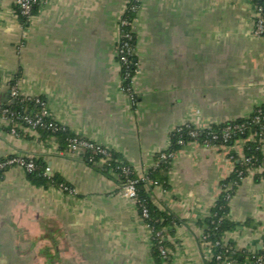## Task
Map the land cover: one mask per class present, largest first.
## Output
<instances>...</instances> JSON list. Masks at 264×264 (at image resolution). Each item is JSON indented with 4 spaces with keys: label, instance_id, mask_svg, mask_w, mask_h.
<instances>
[{
    "label": "crops",
    "instance_id": "obj_1",
    "mask_svg": "<svg viewBox=\"0 0 264 264\" xmlns=\"http://www.w3.org/2000/svg\"><path fill=\"white\" fill-rule=\"evenodd\" d=\"M16 1L0 0V106L14 104L13 86L41 97L57 122L117 153L139 177L178 126L247 117L264 104V37L255 33L253 0H141L133 93L123 89L117 58L131 0H39L27 23ZM5 124L0 161L40 157L70 190L34 185L17 165L4 171L0 264H206L214 256L199 221L235 168L231 152L243 156V140L231 147L190 141L175 152L168 186L149 182L153 205L179 220L157 261L151 230L114 171L103 173L55 136L22 127L13 135ZM255 172L229 202L237 225L222 240L246 255L232 264H255L250 255L264 250V178Z\"/></svg>",
    "mask_w": 264,
    "mask_h": 264
},
{
    "label": "trees",
    "instance_id": "obj_2",
    "mask_svg": "<svg viewBox=\"0 0 264 264\" xmlns=\"http://www.w3.org/2000/svg\"><path fill=\"white\" fill-rule=\"evenodd\" d=\"M256 8L258 6L263 7L262 15L264 16V0H253ZM39 0L35 7L33 8L31 14H35L39 7ZM141 0H131L123 15L121 16V20L127 21L126 25L121 27V40L120 43L123 44L125 41L129 43L131 48L133 49V54L130 56V64L128 67L130 77H133L136 73V63H135V54L134 48L136 45V32L134 31V22L137 17L138 10L140 8ZM135 7V9H133ZM17 12L22 20V22L27 23L29 17L21 14L19 7L17 6ZM129 36H125V35ZM126 67L122 66V75L125 74ZM128 78L125 81V85H130V79ZM4 107H8L10 110L15 112V117L13 118L16 123L27 125L22 116L30 115L34 116L35 114L41 111V106L37 104L33 99H16L14 104L3 105ZM1 113V112H0ZM260 115L264 118V104L259 106L254 112H252L247 117H240L233 120H228L219 124H211L208 128L200 129L199 135L196 140L202 142L204 139L211 138L212 134L215 133L218 135V138L212 139L211 143L216 145H226L233 146L239 139L244 140V149L243 156L238 155L235 151L231 152V156L236 161L235 168L233 172L222 181L223 190L215 204V206L211 210V214L206 217L204 220L199 221V224L203 227V235L206 236V239L202 242L209 241L214 244L217 241H220V244L215 246L214 256L207 260L206 264H225L226 261H234L241 262L243 258L246 256L241 251L237 250L234 244H224L223 236L226 232L234 229L236 227V222L229 219L228 215L230 212L229 202L235 190L241 184L243 178H245L252 169L263 167L261 170L255 172V179L259 180L260 178H264V152H263V144L262 137H264V131L262 130V125L264 124V120L255 121V117ZM44 122L48 124H52L50 128H45L43 126H38L36 128L37 132L40 134L41 138H47L50 136H55L62 148H68L69 139L75 137L73 132H71L66 126H63L59 122H57L50 114L44 118ZM56 124V126H54ZM235 125H242V133L240 130H232V136L224 141L222 134L224 129L228 126L232 128ZM195 128V126L190 125H181L178 126L171 133V143L169 148L161 153L156 155V165L148 170V172L139 177L134 171L131 173V177L137 180V192H138V207L141 215L142 207L145 206L149 210V217L143 219L144 223H147L152 227V241H153V254L157 261H160L161 258L166 257L160 251V246L165 247L168 250L170 246L168 240V233H173V222H179L178 219L174 218L172 215L167 212L158 210L152 203L148 184L150 185V181L153 183H162L164 186H168V169L170 167V163L172 161L171 158H163V153L176 152L183 147L182 144L179 143L180 139H184L186 142L194 141V138L188 135V132ZM9 129V128H8ZM20 132V130H19ZM255 138L251 139V135L255 134ZM22 134V133H21ZM24 136H28L27 134H22ZM93 155L94 161H90L89 157ZM11 157V156H10ZM31 158L36 167L31 172L27 171V177L31 183L37 186H45L49 185H60L66 184L61 176L58 174L49 175L47 173V164L40 157L28 156ZM84 157L86 161L102 171L106 174H111V171L117 172L120 176V181L124 184L125 176L121 175L120 167L122 165H127L125 161L121 160V157L112 151H110V157L101 162L102 156L99 154H92L90 151L84 153ZM248 159V160H246ZM6 159H2L1 161H5ZM0 161V162H1ZM9 166H5L0 168V177L3 175L4 171ZM151 187V185H150ZM157 232H161V235H157ZM162 237L164 239L162 240ZM217 255H220L221 258L217 259ZM251 259L257 263L258 259L264 260V250L256 255H250Z\"/></svg>",
    "mask_w": 264,
    "mask_h": 264
},
{
    "label": "built area",
    "instance_id": "obj_3",
    "mask_svg": "<svg viewBox=\"0 0 264 264\" xmlns=\"http://www.w3.org/2000/svg\"><path fill=\"white\" fill-rule=\"evenodd\" d=\"M17 6L20 9L21 14L31 17L32 14V10L35 7L37 0H17ZM135 9V7L133 8ZM262 11H263V7L262 6H258L256 8V21H255V33L258 34L259 36L264 37V16L262 15ZM127 21L125 20H121L120 26L126 25ZM125 36H129L128 34ZM130 38V36L128 37ZM121 40V38H120ZM133 54V49L131 48V46L129 45V43L127 41H125L123 44H121L119 42V46L117 49V58H118V62L121 66V78H122V82H123V89L129 93H133V89H132V81H133V77H130V73L128 70L129 64L131 62L130 60V56ZM122 66L126 67V71L125 74L122 75ZM130 79V85H125V81L128 79ZM11 96L12 98H14L15 100L20 98V99H33L37 104H39L41 106V111L37 114H35L34 116H30V115H24L22 116V119L24 120V122L27 125H22L19 123H16L14 121V117H15V112H13L12 110H10L8 107H4V106H0V120L1 121H5V125L7 128H9L10 132L13 135H17L18 134V129L20 127L22 128H27V129H32V130H36V128L38 126H43L45 128H50L51 126L53 127V125L50 123H46L44 122V118L46 116H49V111L46 107V102L41 98V97H27V96H21L19 95L18 92V88L16 86H13L11 89ZM260 120H264V118H262L260 115H257L255 117V121H260ZM182 125H193L189 122L184 123ZM54 126H56V124H54ZM194 126V125H193ZM209 126L206 127H196L191 129L188 132V135L192 138H194V141H197L196 138L199 135V130L200 129H204V128H208ZM240 130V133H242V125H235L233 128L231 126H228L224 129V132L222 134L223 140L227 141L231 136L232 130ZM262 130L264 131V124L262 125ZM255 134L251 135V139L255 138ZM218 138V135L213 133L211 138H206L204 139L201 143L204 145H212L213 143H211L212 139H216ZM262 141H264V137L261 138ZM242 140V139H239ZM244 141V140H243ZM180 144H182L183 146L186 145L188 142H186L184 139H180L179 141ZM224 146V145H221ZM70 152L74 153V154H81L82 156H84V153L87 151H90L92 154H99L102 156V161L108 159L110 157V150L108 148H106L105 146L94 142L88 138H84V137H80V136H75L69 139V145L67 148ZM175 156V152H169V153H163L162 157L163 158H171L173 159ZM244 157V156H242ZM90 161H94V157L93 155H91L89 157ZM248 160V159H246ZM11 165H17L20 166L22 168H24L26 171L31 172L32 170L35 169L36 165L34 163V161L29 158L28 156H23V155H13L11 157H9L8 159H6L5 161H1L0 162V168H3L5 166H11ZM263 167L260 168H254L251 170V172H255V171H259L261 170ZM47 170H49V168H47ZM133 169L129 166V165H122L120 167V172L121 175L125 176V182L123 184V194L126 197L132 198L134 200L138 201V192H137V180L133 179L130 175L132 173ZM115 172V171H114ZM115 174L119 177L120 175L115 172ZM61 187L65 190H70V187L67 186L66 184H61ZM149 217V210L147 207L143 206L142 207V211H141V218L146 219ZM151 230V233H153L152 227L150 225H148L147 223H145ZM157 235H161V232H157ZM163 236V235H161ZM164 239V237H162V240ZM202 239L205 240L206 236H202ZM206 244L213 246L215 248V246L220 244V241L215 242L214 244H212L209 241H205ZM160 251L161 253L166 256L167 255V249L163 246H160ZM221 256L217 255V259H220ZM234 263V261H226L225 264H232ZM258 264H264V260H262L261 258L257 260Z\"/></svg>",
    "mask_w": 264,
    "mask_h": 264
},
{
    "label": "water",
    "instance_id": "obj_4",
    "mask_svg": "<svg viewBox=\"0 0 264 264\" xmlns=\"http://www.w3.org/2000/svg\"><path fill=\"white\" fill-rule=\"evenodd\" d=\"M13 103H15V100L13 101Z\"/></svg>",
    "mask_w": 264,
    "mask_h": 264
}]
</instances>
